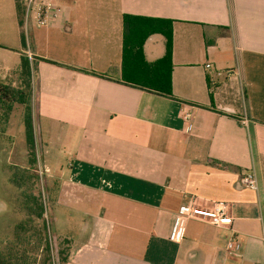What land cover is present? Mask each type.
<instances>
[{"label": "crops", "instance_id": "0c3cea01", "mask_svg": "<svg viewBox=\"0 0 264 264\" xmlns=\"http://www.w3.org/2000/svg\"><path fill=\"white\" fill-rule=\"evenodd\" d=\"M47 1L62 12L40 27L25 0H0V34L14 68L30 65L49 202L89 211L80 239L56 235L68 239L62 264H264V0ZM124 15L171 22L172 97L124 82ZM165 45L151 35L144 60ZM226 84L241 85L248 125L239 102L222 106ZM250 172L255 190L240 180ZM190 200L227 204L231 222L190 219L176 240Z\"/></svg>", "mask_w": 264, "mask_h": 264}, {"label": "rangeland", "instance_id": "374dc122", "mask_svg": "<svg viewBox=\"0 0 264 264\" xmlns=\"http://www.w3.org/2000/svg\"><path fill=\"white\" fill-rule=\"evenodd\" d=\"M0 19L3 22L6 21L9 25V20H6V17H1ZM2 26L8 28L5 24H2L0 30L3 28ZM2 36L3 34H0V43H2L0 44V82L8 84L13 88H21L23 87L24 77L21 75L19 68H14L19 59H16L14 54L16 50L13 47V40L3 39ZM230 65L234 66V61ZM236 81L240 84V81ZM241 89L240 85L237 94L234 91L235 89L231 88L230 84H226L219 90V99L222 106L239 102L242 106L243 116H245V101L242 98ZM33 99V92L31 90L29 104L31 106L32 116L34 113ZM1 115L0 113V252H5L11 244L15 245L16 242H13L15 241V234L18 231L17 225L27 220L26 211H23L21 206L24 201L23 193L39 195L45 207V234L49 241L51 261L53 264H62L68 251V239H62L56 235L64 232L69 234V237L73 238V240L76 237V239H80L85 231L86 225L84 223L87 221L86 213H89V211L87 209L77 210L67 208L58 202L52 204V201H56L53 197L51 198V202H49V194L47 191L49 182L46 177V168L38 157L39 149L36 151L37 165L35 173L38 176L37 180L33 182L25 178L20 188H16L11 183L13 176H20L28 168V154L23 128V107L16 103L12 104V109L6 121ZM34 136L35 140L40 143L41 135L37 119L34 124ZM62 147L60 148L61 150ZM65 149L73 153V150L69 146L65 147ZM61 155L63 160L64 155ZM31 172L33 174V171L27 170V174H31ZM49 186L52 185L49 184ZM53 217L55 219L54 224ZM31 220L32 222L27 227L28 231L24 235L29 241V245L25 248L27 250L25 255L28 258V264L30 262L32 263V261L35 262L34 264H40L46 257L45 251H42L45 244L41 247L38 246V240L35 236V231L38 227H36L35 220ZM75 222L77 223L75 224ZM33 231L34 233L32 235ZM21 234L23 233L20 232V236H22Z\"/></svg>", "mask_w": 264, "mask_h": 264}, {"label": "trees", "instance_id": "16d2710c", "mask_svg": "<svg viewBox=\"0 0 264 264\" xmlns=\"http://www.w3.org/2000/svg\"><path fill=\"white\" fill-rule=\"evenodd\" d=\"M19 6V0H16ZM171 22L168 20L124 15L123 16V35H122V78L124 82L137 87L162 95L172 97L171 79H170V60L172 53ZM153 34H161L166 40V49L164 56L154 63H147L143 57V44ZM21 75L24 77L23 87L13 88L8 84L0 82V113L6 121L12 104L16 103L23 107V128L25 143L28 154V168L20 176H13L11 183L16 188L23 185V180L27 178L35 182L37 174L35 173L37 165L36 143L33 127V116L29 99L31 96V70L28 61L21 60ZM33 171V174H27V170ZM29 173V172H28ZM24 201L22 210L26 211V219L17 225L18 231L15 234V245H9L5 252H0V264H28L26 257L29 241L25 238L28 225L35 220V236L38 240V246H43L45 259L40 264H53L50 257V246L45 234V207L40 196L23 193ZM29 219V220H28ZM20 232L22 236H20ZM34 231L32 232L33 235ZM31 235V236H32ZM45 235V236H43ZM30 236V237H31ZM37 246V247H38ZM65 261V259L63 260ZM32 261L29 264H34Z\"/></svg>", "mask_w": 264, "mask_h": 264}, {"label": "built area", "instance_id": "2783aa9c", "mask_svg": "<svg viewBox=\"0 0 264 264\" xmlns=\"http://www.w3.org/2000/svg\"><path fill=\"white\" fill-rule=\"evenodd\" d=\"M62 9L51 1H42L39 3L34 0H25V20L31 15L37 26L44 27L52 24L60 17ZM28 59L31 61V55L28 54ZM209 68V65H206ZM242 123L248 125V119L243 116ZM182 120L188 123L190 114L183 113ZM190 129L188 125L187 130ZM241 182L248 188L257 189V183L253 172L247 173L241 177ZM179 228L177 231L176 240H179L183 231V226L187 220L195 219L206 222L215 227H221L224 224H229L232 220L228 206L225 203L215 202L210 207H201L196 205L193 201L183 203L178 209ZM264 242V238H263ZM240 243L231 238L225 244V251L228 255H235L240 250Z\"/></svg>", "mask_w": 264, "mask_h": 264}]
</instances>
